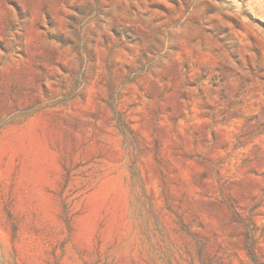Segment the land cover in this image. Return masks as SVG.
<instances>
[{"label": "rangeland", "instance_id": "obj_1", "mask_svg": "<svg viewBox=\"0 0 264 264\" xmlns=\"http://www.w3.org/2000/svg\"><path fill=\"white\" fill-rule=\"evenodd\" d=\"M0 264H264V0H0Z\"/></svg>", "mask_w": 264, "mask_h": 264}]
</instances>
